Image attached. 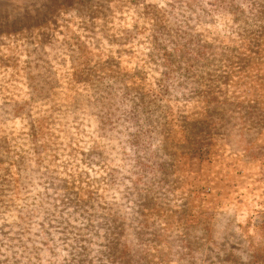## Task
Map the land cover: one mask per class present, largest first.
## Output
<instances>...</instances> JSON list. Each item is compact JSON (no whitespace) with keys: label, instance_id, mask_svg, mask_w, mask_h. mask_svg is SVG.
<instances>
[{"label":"rangeland","instance_id":"obj_1","mask_svg":"<svg viewBox=\"0 0 264 264\" xmlns=\"http://www.w3.org/2000/svg\"><path fill=\"white\" fill-rule=\"evenodd\" d=\"M0 264H264V0H0Z\"/></svg>","mask_w":264,"mask_h":264}]
</instances>
